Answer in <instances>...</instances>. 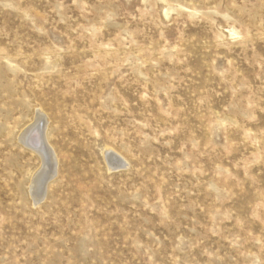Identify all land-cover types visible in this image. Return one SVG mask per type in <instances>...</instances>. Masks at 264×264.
I'll use <instances>...</instances> for the list:
<instances>
[{"label": "rangeland", "instance_id": "obj_1", "mask_svg": "<svg viewBox=\"0 0 264 264\" xmlns=\"http://www.w3.org/2000/svg\"><path fill=\"white\" fill-rule=\"evenodd\" d=\"M0 264H264V0H0Z\"/></svg>", "mask_w": 264, "mask_h": 264}, {"label": "bare ground", "instance_id": "obj_2", "mask_svg": "<svg viewBox=\"0 0 264 264\" xmlns=\"http://www.w3.org/2000/svg\"><path fill=\"white\" fill-rule=\"evenodd\" d=\"M30 135H31V133H30ZM30 135H29V136H30ZM35 136H36V135H35ZM40 137H41V136H39V134H37V136L34 138V139H36L35 141L39 142L38 140H40ZM30 139H31V138H30ZM37 139H38V140H37ZM31 141H32V140H31ZM37 142H35V143H37ZM32 143H33V141H32ZM32 143H31V144H32ZM31 144H30V145H31Z\"/></svg>", "mask_w": 264, "mask_h": 264}]
</instances>
